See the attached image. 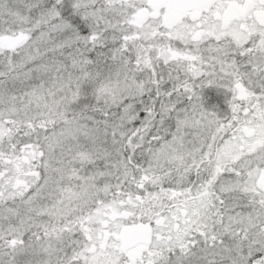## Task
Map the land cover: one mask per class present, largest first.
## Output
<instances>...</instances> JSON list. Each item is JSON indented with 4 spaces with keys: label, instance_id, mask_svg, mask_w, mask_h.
Here are the masks:
<instances>
[{
    "label": "snow or ice",
    "instance_id": "obj_1",
    "mask_svg": "<svg viewBox=\"0 0 264 264\" xmlns=\"http://www.w3.org/2000/svg\"><path fill=\"white\" fill-rule=\"evenodd\" d=\"M0 264H264V0H0Z\"/></svg>",
    "mask_w": 264,
    "mask_h": 264
}]
</instances>
